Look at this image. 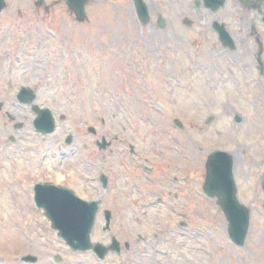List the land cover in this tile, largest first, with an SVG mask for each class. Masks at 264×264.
I'll list each match as a JSON object with an SVG mask.
<instances>
[{
    "label": "rangeland",
    "instance_id": "374dc122",
    "mask_svg": "<svg viewBox=\"0 0 264 264\" xmlns=\"http://www.w3.org/2000/svg\"><path fill=\"white\" fill-rule=\"evenodd\" d=\"M35 1L5 0L0 13V102L23 124L13 131L0 117V146L6 148L0 158V264H22L19 259L29 255L36 264H264V192L257 187L264 170L258 165L264 159V89L253 92L250 77L232 86L239 76L233 68L221 77L226 86L214 89L219 76L209 70L221 71L215 66L223 68L224 61H192L182 29L140 26L129 0H92L103 4L88 5L83 24L65 0H45L53 5L47 12ZM202 46L210 56L211 45ZM171 52L177 56L162 55ZM21 88L33 89L35 103L56 120L65 117L53 135L42 140L34 133L29 107L15 100ZM234 114L241 123L233 122ZM10 136L16 145L7 142ZM101 138L111 143L105 151L94 144ZM214 151L233 156L238 198L250 209L241 247L228 240L215 203L198 194ZM99 173L108 177L106 193ZM36 183L65 187L85 201L100 199L91 241L106 246L115 237L130 251L104 262L91 252L69 251L33 206ZM177 186L191 187L192 198L175 201ZM159 198L167 203L155 204ZM104 211L112 214L108 233L101 232Z\"/></svg>",
    "mask_w": 264,
    "mask_h": 264
},
{
    "label": "water",
    "instance_id": "95a60500",
    "mask_svg": "<svg viewBox=\"0 0 264 264\" xmlns=\"http://www.w3.org/2000/svg\"><path fill=\"white\" fill-rule=\"evenodd\" d=\"M136 15L140 23L149 21L147 11L141 0H133ZM88 0H66L67 7L74 13L78 22L85 20V5ZM44 0H37L36 5L41 6ZM5 9V2L0 0V12ZM17 100L20 104L31 105V112L35 115L33 126L38 134L50 135L55 130L54 118L48 109H40L32 105L35 95L30 89L22 88ZM2 104L0 103V109ZM63 119V118H61ZM237 119V118H236ZM236 121H239L238 119ZM177 125H179L176 122ZM20 125L15 128L18 129ZM93 132V130H90ZM71 137H67L66 144H70ZM109 144L103 139L98 144L99 149L104 150ZM207 177L204 190L211 198H217V204L225 213L229 222V236L238 246L244 242L248 229V210L239 205L236 200V191L232 178V157L224 152L212 153L206 163ZM103 188H106L107 180L102 177ZM34 204L38 210L43 211V216L50 222V228L57 233L73 252L85 253L93 251L100 259H104L107 250L99 244L92 245L90 233L98 211V203H86L75 196L70 190L49 184L36 185L34 187ZM110 214L106 213V223L109 224ZM118 252L117 244L109 248ZM22 261L34 264L37 260L28 256Z\"/></svg>",
    "mask_w": 264,
    "mask_h": 264
},
{
    "label": "flooded vegetation",
    "instance_id": "af4514ba",
    "mask_svg": "<svg viewBox=\"0 0 264 264\" xmlns=\"http://www.w3.org/2000/svg\"><path fill=\"white\" fill-rule=\"evenodd\" d=\"M144 2L151 20L160 31L175 24L177 26L175 28L182 29L186 35L184 42L197 46L211 45L213 53L211 52L210 56L204 49L203 52L195 53L197 57H203L205 60H223L227 65L231 64L236 69L241 68L245 74L264 77V0H155V2L144 0ZM172 31L174 33L173 28ZM260 187L264 190V174ZM175 188L173 193L175 201L192 198L194 191L191 187Z\"/></svg>",
    "mask_w": 264,
    "mask_h": 264
}]
</instances>
